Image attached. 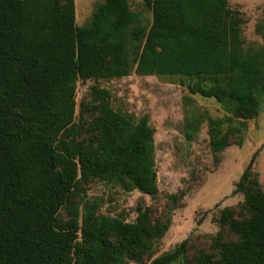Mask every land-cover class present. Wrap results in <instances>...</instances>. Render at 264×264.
<instances>
[{
	"label": "trees",
	"instance_id": "1",
	"mask_svg": "<svg viewBox=\"0 0 264 264\" xmlns=\"http://www.w3.org/2000/svg\"><path fill=\"white\" fill-rule=\"evenodd\" d=\"M143 2L151 22L130 0H103L89 23L77 26L75 0H0V264H146L171 227V216L152 222L142 207L128 222L78 202L80 186L94 179L159 193L150 117L118 112L110 92L94 87L97 101L87 108L93 119L81 139L80 81L132 73L188 81L190 94L215 99L229 114L206 117L215 156L259 116L264 18L257 26L263 43L247 50L245 19L228 0ZM203 120L188 112L187 142ZM260 151L232 192L243 194L249 217L240 220L227 207L220 213L237 239L220 240L219 257L196 260L184 240L149 264H264V190L253 170Z\"/></svg>",
	"mask_w": 264,
	"mask_h": 264
},
{
	"label": "rangeland",
	"instance_id": "2",
	"mask_svg": "<svg viewBox=\"0 0 264 264\" xmlns=\"http://www.w3.org/2000/svg\"><path fill=\"white\" fill-rule=\"evenodd\" d=\"M103 0H75L76 24L85 26ZM232 10L239 9L245 19L242 37L245 49L259 47L263 40L257 26L264 18V0H228ZM133 11L141 13L149 22L152 13L143 0H130ZM188 81L179 77L139 76L132 73L121 79L80 81L77 90L75 123L81 139L87 138V129L93 117L87 109L97 99L92 89H106L111 94L112 107L137 120L148 115L155 129V161L159 193L155 197L138 190L125 191L118 185L98 179L80 186L79 203L96 204L98 213L122 217L134 222L139 207L147 209L152 222L172 224L155 248L153 259L172 251L188 240V257L196 260L207 253L219 257L220 240L233 241L236 235L219 221L224 208L235 211L238 219L249 217L243 194L232 195L253 154L261 149L253 170L264 190V98L257 118L249 119L247 130L232 138L233 144L215 156L210 149L209 123L206 119H223L229 115L215 99L190 94ZM188 112L204 118L199 134L187 142L184 123ZM227 124L223 125L225 129ZM241 142V146L238 144ZM82 208V207H81ZM62 216L67 218L66 210Z\"/></svg>",
	"mask_w": 264,
	"mask_h": 264
}]
</instances>
